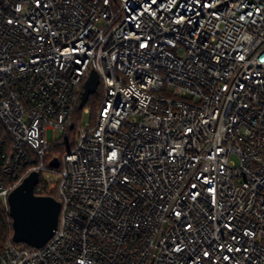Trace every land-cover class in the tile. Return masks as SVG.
I'll use <instances>...</instances> for the list:
<instances>
[{"label": "built area", "instance_id": "2783aa9c", "mask_svg": "<svg viewBox=\"0 0 264 264\" xmlns=\"http://www.w3.org/2000/svg\"><path fill=\"white\" fill-rule=\"evenodd\" d=\"M34 171L58 227L0 264H264V0H0L6 210Z\"/></svg>", "mask_w": 264, "mask_h": 264}, {"label": "water", "instance_id": "95a60500", "mask_svg": "<svg viewBox=\"0 0 264 264\" xmlns=\"http://www.w3.org/2000/svg\"><path fill=\"white\" fill-rule=\"evenodd\" d=\"M99 82L98 75L91 74L84 85L79 109L84 108L90 96L96 93ZM51 165L58 167L59 161L54 159ZM39 182V172L30 173L8 198L13 242L36 248L44 246L54 235L61 210V203L56 197L35 193Z\"/></svg>", "mask_w": 264, "mask_h": 264}, {"label": "trees", "instance_id": "16d2710c", "mask_svg": "<svg viewBox=\"0 0 264 264\" xmlns=\"http://www.w3.org/2000/svg\"><path fill=\"white\" fill-rule=\"evenodd\" d=\"M102 102V93L97 92L90 96L86 106L92 109L93 117L95 118L96 112L100 107ZM80 109L76 108L75 117L73 120L74 127H70L62 137V142L53 143L50 147L49 153L47 155L46 167L51 172H58V167H53L51 165L52 160L57 159L59 162L62 160L64 155L68 153L74 146L76 130L78 122L80 121L79 116ZM35 193L39 195H52L57 197L54 190H50L48 184L44 181L42 176L40 177V183L35 188ZM13 228H12V218L8 210H6L3 205L0 204V250L7 242H13L12 240Z\"/></svg>", "mask_w": 264, "mask_h": 264}, {"label": "rangeland", "instance_id": "374dc122", "mask_svg": "<svg viewBox=\"0 0 264 264\" xmlns=\"http://www.w3.org/2000/svg\"><path fill=\"white\" fill-rule=\"evenodd\" d=\"M99 92H100V89L98 90ZM97 91V92H98ZM96 92V93H97ZM95 93V94H96ZM97 113V112H96ZM79 116H80V120H82L83 122H85V121H92V120H94L95 118L93 117V112H92V109L90 108V112L89 113H85V112H83V110L82 109H80V112H79ZM96 117V116H95ZM57 136H58V134H57Z\"/></svg>", "mask_w": 264, "mask_h": 264}]
</instances>
